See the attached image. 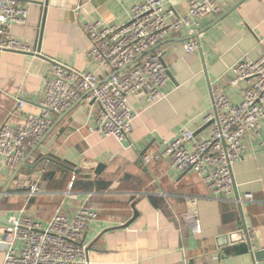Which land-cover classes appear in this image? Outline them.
I'll return each instance as SVG.
<instances>
[{
    "label": "crops",
    "instance_id": "obj_1",
    "mask_svg": "<svg viewBox=\"0 0 264 264\" xmlns=\"http://www.w3.org/2000/svg\"><path fill=\"white\" fill-rule=\"evenodd\" d=\"M45 1H22L30 12L28 21L11 27L32 51L0 50V126L41 112L44 80L53 61L105 78L106 73L88 60L85 23L127 22L138 2L49 0L45 7ZM239 1L219 0L221 14ZM188 2L166 0L165 8L185 15ZM217 16L200 20L201 29H206L200 48L191 53L185 49L186 31L160 41L156 50L164 51L170 81L157 103L149 104L143 94L128 96L137 114L130 139L91 132L97 104L84 97L66 113L53 114L52 126L28 163L55 154L74 162L76 172L49 160L35 169L23 166L0 202L1 214L10 221L24 208L46 223L58 209L73 214L83 203L96 207L99 219L91 222L82 240L86 264H264V146L253 134L246 138L243 159L233 165L235 187L228 197L214 195L195 171L170 169L167 158L150 167L141 159L144 152H159L162 139L174 138L182 128L194 131L197 139L211 133L206 116L213 106L212 82L234 102L242 100L239 87L230 85L231 67L245 54L257 59L264 53V0H244L211 26ZM18 98L25 100L23 108L18 107ZM260 131L264 140V118ZM17 167L9 169L0 161V194ZM36 175L41 177L42 193L31 197L26 184ZM251 193L253 200H245ZM136 209L138 217L124 228ZM192 209L199 210L197 228L184 219ZM4 226L0 223V241ZM4 257L0 245V264H6Z\"/></svg>",
    "mask_w": 264,
    "mask_h": 264
},
{
    "label": "built area",
    "instance_id": "obj_2",
    "mask_svg": "<svg viewBox=\"0 0 264 264\" xmlns=\"http://www.w3.org/2000/svg\"><path fill=\"white\" fill-rule=\"evenodd\" d=\"M22 1L0 0V50L32 51L11 31L14 23L25 24L30 16ZM165 4L166 0H138L131 8L129 20L119 25L87 20L84 29L90 43L88 60L97 70L102 69L106 77L102 78L96 71H81L70 64L53 61L44 80L41 112L25 114L20 123L5 121L0 126L1 163L9 169L16 168L50 129L52 115L68 111L81 97L97 104L96 126L88 127L91 132L119 140L130 139L137 114L128 96L143 94L149 104L157 103L170 81L169 69L163 61L164 51L154 47L175 33L186 31L190 38L185 42V49L193 52L201 46L200 20L222 12L219 0H189L185 15L165 8ZM231 72L230 85L239 87L242 100L234 102L219 83L212 82L213 106L206 116L211 133L197 139L194 131L180 129L174 138L162 139L159 152L143 153L141 159L146 167L167 158L170 169L176 172L198 173L214 195L228 197L233 193V165L244 157L247 136L253 134L264 146L260 131L264 118V53L257 59L243 55L231 67ZM16 102L19 108L26 104L23 98ZM40 181V175H36L33 182H27L31 197L42 193ZM253 198L252 193L244 197L248 201ZM99 214L96 207L83 203L73 214L58 209L43 223L26 209H20L17 217L3 229L0 245L5 250L4 262L86 264L87 247L82 240ZM184 219L197 228L199 210H189ZM253 233L254 229L247 230V240L251 241Z\"/></svg>",
    "mask_w": 264,
    "mask_h": 264
},
{
    "label": "water",
    "instance_id": "obj_3",
    "mask_svg": "<svg viewBox=\"0 0 264 264\" xmlns=\"http://www.w3.org/2000/svg\"><path fill=\"white\" fill-rule=\"evenodd\" d=\"M243 1H244V0H240V1L237 2L234 6H232V8H230L227 12L218 15V16L216 17V19L211 23V26H213V25L216 24L218 21H220L222 18H224L226 15H228V13H229L230 11H232V10L235 9V8H237V6H238L239 4H241ZM43 4H45V7H48V5H49V0H46ZM45 11H46V9H45ZM211 26H209V27H211ZM205 29H206V28H205ZM205 29L202 28V29L200 30V32H203ZM194 35L196 36L197 34H194ZM189 38H190V37H188V39H189ZM161 43H163V42L158 43V45H157L156 47H154V48H157ZM64 113H66V112H64ZM64 113H62V114H64ZM206 126H210V123H207ZM45 135H46V134H45ZM44 138H45V137H44ZM44 138H42V139H41V140L35 145L34 149H33L31 152H29V153L27 154V156L24 158V160L19 164V166L17 167V169L14 171V174H13L12 178L10 179V181L8 182V184L4 187V189L1 191V194H0V202H1V200L3 199V197H4L6 194L9 193V188H10L12 182L17 178V176H18V172H19V170H20L23 166H24V167H28V168L35 169V168H36V167H37L42 161H44V160H49V161H52V162H56L57 164H59L60 166L66 168V169L69 170V171H74V172H76V169H75V165H76V164H75L74 162H70V161H68V160H61V159H60L58 156H56L55 154H54V155H49V156H46V157H42V158H40L39 160H37L35 164H29V163H28L29 158L32 156V155H31L32 152L35 150V148H37V147L42 143V141H43ZM102 166H103V164H100V165L98 166L97 171H98L100 168H102ZM138 215H139V212H138V210L136 209L134 216H133L132 218H130V219L127 221V223H125L124 228H126L127 226H129V225H130V224H131V223H132V222L138 217ZM0 223L9 224V220H8L3 214H1V212H0ZM249 245L252 247V244H251V243H249ZM254 254H255L256 256L259 255V253H257V252H255Z\"/></svg>",
    "mask_w": 264,
    "mask_h": 264
}]
</instances>
